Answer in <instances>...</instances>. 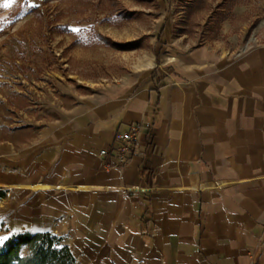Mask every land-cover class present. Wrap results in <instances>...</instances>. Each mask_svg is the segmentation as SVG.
<instances>
[{"label": "crops", "instance_id": "1", "mask_svg": "<svg viewBox=\"0 0 264 264\" xmlns=\"http://www.w3.org/2000/svg\"><path fill=\"white\" fill-rule=\"evenodd\" d=\"M170 39L154 70L65 111L45 142L0 150V242L48 232L76 264H264V44ZM132 125L129 160L102 168ZM220 182L234 184L192 189Z\"/></svg>", "mask_w": 264, "mask_h": 264}, {"label": "rangeland", "instance_id": "2", "mask_svg": "<svg viewBox=\"0 0 264 264\" xmlns=\"http://www.w3.org/2000/svg\"><path fill=\"white\" fill-rule=\"evenodd\" d=\"M5 1L0 145L16 152L45 142L65 111L144 74L118 62L122 51L147 45L156 54L166 34L239 53L264 44V0Z\"/></svg>", "mask_w": 264, "mask_h": 264}, {"label": "trees", "instance_id": "3", "mask_svg": "<svg viewBox=\"0 0 264 264\" xmlns=\"http://www.w3.org/2000/svg\"><path fill=\"white\" fill-rule=\"evenodd\" d=\"M0 264H76V260L62 237L24 232L0 242Z\"/></svg>", "mask_w": 264, "mask_h": 264}, {"label": "bare ground", "instance_id": "4", "mask_svg": "<svg viewBox=\"0 0 264 264\" xmlns=\"http://www.w3.org/2000/svg\"><path fill=\"white\" fill-rule=\"evenodd\" d=\"M118 62L122 66L127 67L135 72H149L157 67L156 62L153 59L152 51L147 45H139L137 48L133 50L120 52L118 55ZM0 150L6 152L12 157L17 155V152L15 151V149L12 147L11 144L0 145ZM233 184L234 182H220L217 184L203 183L192 187V189L205 190L211 187L225 188Z\"/></svg>", "mask_w": 264, "mask_h": 264}, {"label": "built area", "instance_id": "5", "mask_svg": "<svg viewBox=\"0 0 264 264\" xmlns=\"http://www.w3.org/2000/svg\"><path fill=\"white\" fill-rule=\"evenodd\" d=\"M140 131V125H132L127 131L120 133V145H115L112 149L100 150L101 155L109 154L112 160L111 162H103L102 168L109 169L124 165L132 154L133 146L138 139Z\"/></svg>", "mask_w": 264, "mask_h": 264}, {"label": "snow or ice", "instance_id": "6", "mask_svg": "<svg viewBox=\"0 0 264 264\" xmlns=\"http://www.w3.org/2000/svg\"><path fill=\"white\" fill-rule=\"evenodd\" d=\"M5 7L7 6V5H4Z\"/></svg>", "mask_w": 264, "mask_h": 264}]
</instances>
